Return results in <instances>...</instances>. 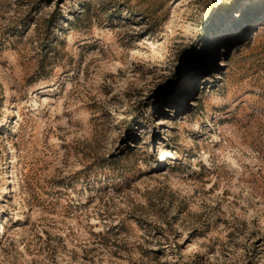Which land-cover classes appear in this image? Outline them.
Instances as JSON below:
<instances>
[{"label":"rangeland","instance_id":"rangeland-1","mask_svg":"<svg viewBox=\"0 0 264 264\" xmlns=\"http://www.w3.org/2000/svg\"><path fill=\"white\" fill-rule=\"evenodd\" d=\"M0 123V264H264V0H0Z\"/></svg>","mask_w":264,"mask_h":264},{"label":"bare ground","instance_id":"bare-ground-1","mask_svg":"<svg viewBox=\"0 0 264 264\" xmlns=\"http://www.w3.org/2000/svg\"><path fill=\"white\" fill-rule=\"evenodd\" d=\"M17 124H18V123H17ZM0 125H2V123H0ZM172 157H174V156H172L171 154H169V156H168L167 159H171ZM162 163H165V160H163ZM2 192H3V196L0 197V199H1L2 201H4V199L7 197V195H9L11 192H10V189H9V188H5V189H3ZM2 192H1V194H2ZM4 211H5V210H4Z\"/></svg>","mask_w":264,"mask_h":264}]
</instances>
